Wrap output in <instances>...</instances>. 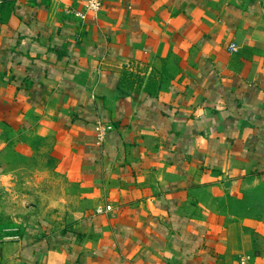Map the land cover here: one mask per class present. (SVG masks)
I'll list each match as a JSON object with an SVG mask.
<instances>
[{
    "label": "crops",
    "instance_id": "obj_1",
    "mask_svg": "<svg viewBox=\"0 0 264 264\" xmlns=\"http://www.w3.org/2000/svg\"><path fill=\"white\" fill-rule=\"evenodd\" d=\"M71 8L0 3V264H264V0Z\"/></svg>",
    "mask_w": 264,
    "mask_h": 264
},
{
    "label": "built area",
    "instance_id": "obj_2",
    "mask_svg": "<svg viewBox=\"0 0 264 264\" xmlns=\"http://www.w3.org/2000/svg\"><path fill=\"white\" fill-rule=\"evenodd\" d=\"M4 2V0H0V3ZM78 2L81 4V8H71L68 9V12L71 14H74L78 18L84 20L89 16L96 17L98 13L101 11L104 0H78ZM230 49L235 51L237 49V45L232 43L230 45ZM107 128L104 125L99 124L96 128V135L98 139L101 141L105 138ZM112 209L111 205L106 206H99L97 207L96 211L98 213H104L106 211H109Z\"/></svg>",
    "mask_w": 264,
    "mask_h": 264
},
{
    "label": "water",
    "instance_id": "obj_3",
    "mask_svg": "<svg viewBox=\"0 0 264 264\" xmlns=\"http://www.w3.org/2000/svg\"><path fill=\"white\" fill-rule=\"evenodd\" d=\"M96 73L94 72L93 73V75H92V78H91V80L89 81V87H91L93 84H94V82H95V80H96Z\"/></svg>",
    "mask_w": 264,
    "mask_h": 264
},
{
    "label": "rangeland",
    "instance_id": "obj_4",
    "mask_svg": "<svg viewBox=\"0 0 264 264\" xmlns=\"http://www.w3.org/2000/svg\"><path fill=\"white\" fill-rule=\"evenodd\" d=\"M15 204H17V202Z\"/></svg>",
    "mask_w": 264,
    "mask_h": 264
}]
</instances>
